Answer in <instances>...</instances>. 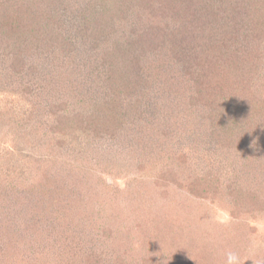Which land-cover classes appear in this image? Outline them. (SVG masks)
Segmentation results:
<instances>
[{"label": "rangeland", "instance_id": "rangeland-1", "mask_svg": "<svg viewBox=\"0 0 264 264\" xmlns=\"http://www.w3.org/2000/svg\"><path fill=\"white\" fill-rule=\"evenodd\" d=\"M77 1L78 5H85L87 2V0ZM114 1L111 0L106 8ZM145 1L147 6L138 8L142 6L140 0L136 3V10H147V13L153 15L154 5L158 7L157 2ZM150 1L153 4L149 3ZM183 1L193 2L195 6L199 5L200 8L205 6V10H210L207 19L203 20L204 17H201L203 28L198 32L188 33L189 41L198 42L194 35H202L205 31L208 36H214L216 32L210 28L214 20L216 23L213 26L219 23V30L220 32L222 30L223 35H226L224 33H227V30L229 31L231 38L226 41L225 38L220 40L218 35L216 36L219 44H224L223 47L204 45L199 56L208 57L217 65L221 64L222 74L229 73L228 78L218 77L220 85L225 86L223 95L242 93L243 96L254 100V103L251 100L249 105L242 103V95H240L238 104L242 105L245 111L247 107L250 108L249 118L260 127L264 123V37L261 39L257 32L264 27V17L259 19L261 21L257 29L250 24L248 27L243 22L244 0H237V3H232V0ZM52 2L47 0L43 4L48 3L53 7L55 0L54 3ZM132 3H135V0ZM112 4L115 6L113 9L125 11L126 4H121L119 8L117 2ZM261 5L264 8L263 0L259 2V6ZM28 8L24 2L0 0V27L4 26L3 21L7 18L18 16L20 12L22 14L21 21L15 23L18 28L13 26L15 28L3 35L0 34V63L4 62L5 55L10 57L15 54V50L10 51L13 46L17 51L20 42L18 35L24 30L23 20H28L26 23L31 28L39 22L43 23L45 18L42 16L39 19H27L28 13L34 11L33 9L29 11ZM33 8L39 9L40 13L44 9L39 2ZM95 9L102 12L100 6L94 7V11ZM51 11L57 12L55 8ZM146 12L143 13L144 16H147ZM119 13L121 18H125L124 12ZM54 15L57 16V13ZM153 16L156 20L160 18ZM220 16H224L223 22ZM95 19L97 23H102L104 20L101 17ZM140 23L145 24V21ZM176 24L177 29H180L181 25L178 22ZM133 25L138 31L141 30L138 22L134 24L130 19H121L118 24L115 22L112 29H118V35L124 38L132 30ZM222 25L225 29H222ZM112 29L108 28V30ZM239 29L241 32H238ZM57 33L58 39L54 37L56 43L68 34V32ZM81 35L76 34L73 41L77 43L78 38L82 40ZM240 37H245V40L241 41ZM254 39L256 42L252 45ZM233 43L238 48L239 44L245 48L247 45L251 48L254 46L252 50L255 57L252 61L260 64L254 74L243 73L238 76L230 74V70L236 67L233 58L239 56V52L235 54L237 48H232ZM25 45L23 43L19 46ZM169 49L170 47H166L161 53L155 52L147 58L142 71L145 75H149L150 83L160 78L172 80L171 72H175L173 69L175 55H171ZM238 51L242 53L241 49ZM58 54L62 55L59 52ZM85 54L86 52H79L77 56H73V59H79L78 61L76 60L69 67L54 69L53 75L68 73L75 68L73 65L87 68L84 63L82 64ZM186 58L187 56L183 59ZM69 64L68 61L67 65ZM3 74L0 70V76ZM208 74L212 79V73ZM158 75H163L164 78ZM229 78H232L233 82ZM85 83L81 81L80 85L75 86L85 87ZM205 84H209V81ZM70 85L61 90L58 88L50 90L51 92H46V95L61 94L68 97L76 93L72 89L71 82ZM95 85L96 100L98 103H103L105 96L102 81ZM185 90L189 92L188 88ZM118 94L122 96L121 92ZM181 95L185 97L176 105V110L181 109V113L177 111L179 116L174 112L170 117L167 113L163 117L161 107L160 111H156L157 117H155L151 108L155 103V97L150 93L143 95V99L140 100L141 94H139L137 98L140 103L150 108L147 123L142 124L138 115L134 118L131 117L133 115L122 112L121 120L118 122L121 124L120 128L108 131L109 133L104 135L101 134L104 129L102 124L95 126L90 120L87 125L89 130L83 131L84 133L73 130L71 126L63 128V132L55 133V119L52 112H66L68 123L63 121L62 123L69 125L71 119H74L71 113L75 111L73 108L76 106L70 104L72 100L51 105L42 100V103H45L37 106V121L43 122H40L37 129L33 127L31 138H25L21 129L26 127L20 124H6L11 115L7 112L8 108L22 110L25 107L23 104L25 97L0 90V240H5L3 243L9 241L10 244L11 242L16 244V246L13 244L14 252H11L10 246L8 252L0 250V264H225V254L228 251L237 252L245 260L244 264H264V128H256V133L259 135L255 141L259 148L263 149L262 159L256 162L258 163L256 167L260 169L256 168L259 169L257 173L249 175L247 179L245 175H241L244 180L239 182L242 187L244 185L247 196L249 193H255L254 196L259 194L260 205H256L255 210L250 208L246 210L241 202L237 203L229 194L228 185L232 179H225L214 200L201 198L191 193L188 179L211 169L213 171L211 178L214 177L216 180L217 170L222 166L217 155L201 149V143L202 146L207 144L204 141L205 135L198 137L195 135L203 132L205 124V127L211 126L207 113L198 111V104H201V101L195 104L190 101L186 92ZM234 97L238 100V96ZM156 102L158 104L157 100ZM258 103L262 106V110ZM253 104H257L258 109L253 107ZM87 106L88 104L84 103L81 105L83 115L86 116L89 115ZM225 106L227 105H221L219 109H225ZM242 109L239 115L225 117L228 120L226 126L229 123H235L234 125L242 123L243 117L240 118L243 116ZM76 114L80 117L81 111L78 110ZM180 118L188 122L189 130L193 131L188 133L191 134L190 137L182 134L183 127L181 132L180 127L179 130L176 128L178 126L175 120H181ZM45 119H52L53 127L44 125ZM166 119L169 120L166 122ZM103 120L105 121L104 118ZM240 134L242 136L245 133L236 131L231 138L235 139ZM194 147H197L196 150ZM226 153L230 154L226 162L230 159L233 161L231 152ZM40 165L42 169L38 168ZM225 167L230 166L226 163ZM55 172L60 177L53 183L51 179ZM218 179L224 181L219 177ZM59 180H63L62 185L58 184ZM171 181L173 182L166 184ZM62 189L69 191V194H60ZM247 196L243 194L238 198L244 201ZM20 197L22 208L20 202H17ZM46 206L49 207V211ZM222 213L230 217L228 222L221 223L215 219ZM49 223L52 226L57 223V226L55 231L48 228L50 235H46L43 231ZM12 231L22 235L9 236L7 233ZM37 234L39 237H36Z\"/></svg>", "mask_w": 264, "mask_h": 264}, {"label": "trees", "instance_id": "trees-1", "mask_svg": "<svg viewBox=\"0 0 264 264\" xmlns=\"http://www.w3.org/2000/svg\"><path fill=\"white\" fill-rule=\"evenodd\" d=\"M11 1L16 3L19 1L24 2V5L29 7V11H32V9L34 10L33 13H28V16L26 17L27 19H39L41 16L45 19L43 20V23L39 22V24L32 28L30 25H27L26 21L28 20H23L22 28L24 30L22 34L18 35V40L20 41L19 45L23 43L26 45L24 47L18 45L17 51L13 46L10 51L15 50V54L10 57L5 55L4 62L0 63V70L4 73L0 76V90L11 93L13 92L14 94H20L25 97L23 103L25 107H23L22 110H9L8 108L7 112L11 115L9 114L10 116L6 122L7 125L20 124L22 127H26V129H21L24 131L23 136L25 138H31L33 127L37 129L40 122H43L37 121V106H40L45 102L46 104L51 105L60 102L63 104L72 100L70 104L73 103L76 108H73L75 111H72L71 117L74 119H71L69 125H63L62 123V121L68 123L65 116V114H67L66 112H52L55 119V133L63 132V128L66 129L70 126L73 130H79L80 132L88 131L89 129L87 125L89 122L88 120H90L93 121L95 126L102 124V128L104 129H102L101 134L104 135V133L108 134V131H114L115 129L117 130L120 128L121 124L118 122L121 120L122 112H125V114L129 113V115H133L131 117L134 118L138 115L142 120V124L147 123L146 121H148L150 108H146L140 103L137 98L139 94H141V100L143 99V95L151 93V96L155 97V103L151 107L153 108V114L155 115L156 111H160L162 107V116L164 117L165 113H167V116L170 117L174 112H176V115L178 113L177 111L181 113L180 108L176 110V105L181 103V99L185 97L181 94L186 92L187 96L189 95L191 102L195 103L201 101V104H198V111L203 112V114L204 112L205 114L207 113V118H210L211 126L205 127V124L203 132L196 133L195 135L197 137L202 136V134L205 135L206 138L204 141L207 142V144L202 146L201 143V149L217 155L218 161L222 166L217 170V175L220 179H224V181L222 180L221 182L216 176L215 178L217 179L214 180V177L211 178L213 171L207 169L204 174L194 175L191 179H188L190 180L188 187L191 189V193H195L201 198H211L214 200L217 197L218 189L221 188L223 183H225V179H232L229 183L230 185H228L230 188L229 194L234 197L237 203L241 202L242 207H246V210L249 208L255 210L256 205H260V203H258L260 202L259 194L254 196L255 193H249L247 196L248 193L244 190V185L242 187V184L239 183L244 180L241 175H245V179H247L249 175H255L257 173V170L260 168L256 167V164H258L256 162L263 157V149H260L255 141L258 137L257 135H259L256 133V128L259 126L255 124L253 119L249 118L250 108L247 107V110L245 111V108L238 104V101H240V95H242V103L249 105L251 104L252 99L250 100L247 96H243L242 93H239L240 95L236 93L229 96L223 95L225 94V86L220 85L218 77H221L222 79L228 78L229 73L222 74L220 70L221 64L217 65L210 58L208 59V57L204 58L199 56L204 45L211 44L212 46L220 45L223 47L224 44H219L216 36L218 35L220 40H224L225 38L226 41L231 38L229 36L230 33L227 30V33H224L227 36L223 35L222 30L221 32L219 30V23L213 26V24L216 23V20H214L215 22H212V25L210 26V28H213L216 32L214 36H208L206 31L202 35L197 36L195 34L194 36L199 40L198 42H195L196 44L191 40L189 41V37H187L188 33H195L203 28L201 25H204V23L201 17H204L203 20L207 19V14L210 10H205V6L200 8L199 5H193V2L186 3L183 0H154L158 4V7L154 5V11L160 13L153 11V15L160 17L156 20L151 13L146 12L147 10H136V3L140 0H135V3H132L133 0H115L112 2H117L118 8L121 4H126L125 11L113 9L115 6L112 3L106 8L111 0H87L85 5H78L77 0H55V3L54 0H52V3H54L53 7H50L51 5H48V3L43 4L44 1L47 0ZM141 1L142 6L138 8L146 7V1ZM232 1V3H237V0ZM38 2L40 6L44 8L41 13L39 12V9L33 8ZM259 2L260 0H244L243 2V11L245 14L243 22L244 24H247L248 27L252 25L258 29L259 22L261 21H259V19L264 17V8L262 5L259 6ZM96 3H98L97 6H95ZM149 3L153 4L151 1ZM75 4H77L76 7ZM98 6L101 7L102 12H98L96 9V11H94V7ZM52 8H55L57 12H52ZM129 8L132 9L128 10ZM119 12H124L123 17L125 18H121ZM144 12H146L147 16L143 15ZM56 13L57 16L54 15ZM118 13L119 16H117ZM17 15L18 16L14 17L11 16L3 21L4 26L0 27V34L3 35L5 32H8L15 27L18 28V25L15 23L21 21L22 14L20 12ZM96 17H101L104 20L102 23H97L95 19ZM121 19H130L134 21V24L138 22V27H140L141 30L138 31L133 25L132 30L126 34L127 37L123 38L119 36L117 33L118 29L115 28L113 30L112 26L115 22L118 24ZM220 20L223 22L224 16H220ZM140 21H145V24L140 23ZM171 22L173 23L172 25ZM177 22L181 25L180 29H177ZM131 24H133V22H131ZM222 27V29H225L223 25ZM108 28L112 30H108ZM87 29L91 30L86 31ZM56 30L59 33L68 32V34H65L63 39L57 43L55 42L58 39L56 38V35L58 34L57 32L55 33ZM238 32H241L240 29ZM257 33H259L262 39V37H264V27L263 29H258ZM76 34H82L81 38H83L82 40L78 38L77 43L73 41ZM54 37L56 40H54ZM68 37L70 39L69 41ZM240 38H242L241 41L245 40V37ZM252 42V45H255L254 43L256 40L254 39ZM166 47H170L169 50H171V55H175V59H173V69H175V72H171L173 73L171 74L172 80L170 81L169 79L165 80L160 78L154 80L153 83H150L151 79L149 75H145L142 68L151 54H154L155 52L161 53ZM235 47L237 48L235 54L239 52L240 57L235 56V58H233L236 67L233 66L234 69L230 70V74L233 76L242 75L243 73L245 75L254 74L260 67L259 63L257 64L252 61L255 57L254 50H252L254 46L251 48V46L248 47L247 45V48H245L243 45L239 44L238 48L233 43L232 48L234 49ZM240 49L242 50V53L238 51ZM81 51L86 52L82 64L84 63L87 68L84 66L81 68L80 65H73L75 68L72 71H67L68 73L63 75L60 73L53 75L52 71L54 69L58 70L64 66L69 67L71 64L75 63L76 60L78 61L79 59H73V56H77ZM58 52L62 53V55H59ZM185 56H187V58L183 59ZM210 57H212V55H210ZM68 58H71L72 60H68ZM68 61L70 62L69 65H67ZM237 66H241V68H237ZM18 73L20 75H18ZM208 73H212V79L209 78L210 74ZM158 76L164 78L163 75ZM1 79L3 83L1 82ZM81 81L86 82L85 87H76L75 85H80ZM100 81H102L104 87L103 92L105 101L103 103H98L95 97V93L97 92L95 83ZM208 81L209 84H205ZM230 81L233 82L232 78ZM70 82L72 84V89L76 93L68 95V97H64L61 94L57 96H50V94L49 96L46 95V92H49L50 90L53 91L56 88L61 90L63 87L71 86ZM1 84L4 86H1ZM185 88H188V91L190 92H188L189 94ZM250 88H252L251 84ZM120 92L122 93V96H119L118 93ZM220 96H222V98ZM234 96H238V100H236ZM220 98L222 100H220ZM42 100L45 102L42 103ZM156 100L158 101V104ZM234 101L235 103H233ZM252 101L254 103V100ZM82 103L88 104L86 109L88 110L89 115L87 116L86 114L83 115L81 109ZM123 103L125 105H122ZM224 104L227 105L225 106L226 108L220 110L219 107L221 105L224 106ZM253 107L258 109L257 104H253ZM259 107L262 110L260 104ZM240 109L243 110V116H240V118L243 117L242 123L240 122L238 125H234L235 123H229L226 126L228 120L225 117H232L239 115V113L241 114ZM78 110L81 111L80 117L76 114ZM155 117L157 116L155 115ZM169 119H166V122ZM180 119L183 120L182 118ZM181 120H175V123H177L178 126L176 128L178 129L180 127L181 132L183 127L182 134L185 137H190L191 134L188 133H192L193 131L189 130L188 122L185 120L180 122ZM51 122L52 119H45L44 125L53 127L51 126ZM62 125L66 127H63ZM259 128H264V123L260 125ZM236 131L245 134L241 136V133L238 137L232 139L231 135H234ZM146 135L147 134L145 133L144 136ZM196 148L197 147H194L195 150ZM220 148L222 149L220 150ZM226 152H231V157L234 162L231 159L229 162H226L229 158L228 155H230ZM218 154H220V156ZM28 157L32 156L28 155ZM32 160L34 161L33 158ZM226 163H228L230 167H225ZM38 168L42 169V165ZM59 177L60 175L55 172L51 181L54 183V180L57 181ZM59 182L58 184L62 185L61 182H63V180H59ZM172 182L173 181L166 184ZM234 184L236 186H233ZM58 187L61 188L60 186ZM59 193L62 195H68L69 191L67 192L62 189ZM243 194L247 196V198L244 199V201H241L238 197ZM19 199L17 202H20V207L22 208V199L21 197ZM46 208L49 211V207L46 206ZM51 226L52 225L49 223L48 227L44 229L43 232L46 233V235H50L48 228L51 231H55L57 223L54 224L52 228ZM7 234L9 236L14 234H17V236L22 235L21 233H16L14 231ZM36 237H39V235L37 234ZM9 240H11V238ZM3 241L5 240H0V250L8 252L11 249V252H14L16 244L13 242L10 244L9 241L3 243ZM13 244H15V246Z\"/></svg>", "mask_w": 264, "mask_h": 264}, {"label": "clouds", "instance_id": "clouds-1", "mask_svg": "<svg viewBox=\"0 0 264 264\" xmlns=\"http://www.w3.org/2000/svg\"><path fill=\"white\" fill-rule=\"evenodd\" d=\"M215 219L221 223H226L230 219L227 214H220L215 217ZM226 260L225 264H244V259L235 251H228L225 254Z\"/></svg>", "mask_w": 264, "mask_h": 264}]
</instances>
